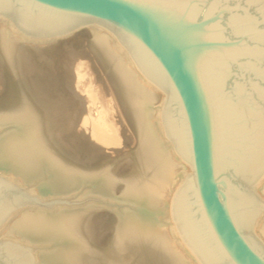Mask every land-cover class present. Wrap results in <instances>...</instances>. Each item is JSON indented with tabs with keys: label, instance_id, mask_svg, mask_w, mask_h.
I'll return each mask as SVG.
<instances>
[{
	"label": "water",
	"instance_id": "water-1",
	"mask_svg": "<svg viewBox=\"0 0 264 264\" xmlns=\"http://www.w3.org/2000/svg\"><path fill=\"white\" fill-rule=\"evenodd\" d=\"M36 36L97 23L159 86L163 126L193 169L173 218L201 264H264L253 190L264 175V0H0ZM79 28V27H78ZM0 174V225L16 208L53 206ZM0 264H36L0 239Z\"/></svg>",
	"mask_w": 264,
	"mask_h": 264
},
{
	"label": "bare ground",
	"instance_id": "bare-ground-1",
	"mask_svg": "<svg viewBox=\"0 0 264 264\" xmlns=\"http://www.w3.org/2000/svg\"><path fill=\"white\" fill-rule=\"evenodd\" d=\"M86 26L92 29L90 50L82 46L81 51L91 58L95 71L92 76L98 74L99 88L94 85V90L86 88L70 96V92L66 93L69 80L57 79L63 73L56 77L50 68L51 61L44 64L64 42L58 39L62 36H36L21 29L14 18L0 16V93L5 99L0 102V124L14 125L0 138V169L21 182L32 181L40 172L49 171L52 179L38 190L44 194L68 193L88 182L98 194L110 201L133 204L135 211L127 209L118 216V234L108 248L94 234L92 212L73 208L49 212L16 207L0 225V234L4 232L1 238H20L31 244L56 242L54 251L41 254L46 264H201L173 218L174 195L193 169L165 133L161 117L165 95L112 34L97 23ZM72 39L65 47L74 45ZM24 57L28 58L26 65ZM77 71L81 75L82 69ZM87 96L105 100L99 112L93 109L98 117L89 113L90 107L81 101H86ZM158 103L160 106L156 107ZM111 111L117 118L112 124L111 118L101 117ZM57 113L60 132L68 146L85 154V149L92 151L93 157L99 158L110 151L108 148L117 150L134 141L128 155L134 163L132 172L124 174L115 167L86 169L73 162L70 154L71 157L59 150V136L54 131ZM80 114L82 117L76 121ZM73 123L82 127L79 129ZM74 127L78 129L76 134L87 131L88 138L83 134L78 139L80 135H73L74 131L71 134ZM253 190L264 202V175ZM163 220L170 225L163 226ZM254 232L264 244V210L254 218Z\"/></svg>",
	"mask_w": 264,
	"mask_h": 264
},
{
	"label": "rangeland",
	"instance_id": "rangeland-1",
	"mask_svg": "<svg viewBox=\"0 0 264 264\" xmlns=\"http://www.w3.org/2000/svg\"><path fill=\"white\" fill-rule=\"evenodd\" d=\"M73 31L74 32H72L70 35H66V36H62V37L58 38L59 40L64 41V42L59 47H57L52 54H50L49 58L51 60H49V58L45 54L41 53V55H43V56L45 55L46 56V60L48 58V61H44L45 62L44 64H47V63H49V61H51L50 63L52 65L50 64V66H53V67H50V68L51 69L53 68L52 71H53V73L57 74V75L55 74L56 77H58L60 75V73L61 74L63 73L67 77V78L65 77L66 78L65 79L63 77L64 75L62 74L57 79L58 80H63V79L64 80H69V81L66 82L67 83L66 93L70 92L69 93L70 96H73V94L75 92L77 94H79V92L81 90H85L86 88H89L90 90H94V88H93L94 85H95L94 87L97 86V88H99V83L97 84L96 81H98V82L100 81L99 77L97 76L98 74H96V75L94 74V76H92L95 71L91 67V61H89V60H91V58L86 53H84L83 50L81 51V49L83 48L82 46H84L85 48L90 50V43H91V39H92V32H91L92 29H91V27L85 25V26H82L80 29L77 28V30H73ZM71 39L74 42V45H73L74 48H75V46H77V47H79V49L75 48L76 49L75 50V49H73V46H70L68 48L65 47L67 45V43L71 42ZM59 43H57V46H58ZM69 48H70V50H69ZM73 50H75V51H73ZM77 50H79V51H77ZM69 52H71V53H69ZM78 53L80 55H78ZM71 55H72V57H71ZM83 56H86V57H83ZM73 58H75V59L77 58V59L75 60ZM24 59L22 58V61L26 65V63L28 61L27 60L28 58L24 57ZM67 59H68V61H67ZM86 60H88V61H86ZM84 61H86V62H84ZM69 62H71L72 65ZM0 63H1V58H0ZM62 64H64V65H62ZM65 64L68 65L69 68ZM82 64H84V65H82ZM25 65H24V67L26 69ZM87 65H89V67ZM84 66H85V68H84ZM70 68H71V71L68 70ZM78 68L82 69L81 75L77 74L78 73V71H77ZM83 68L85 70H83ZM63 69H65L64 70L65 72H62ZM89 69L92 70V71H90ZM66 71L67 72L69 71V72L67 73ZM74 71H76V72H74ZM83 71H85L86 73H89L91 76L89 74H85V76L87 75L86 76L87 78H86L84 76L85 72H83ZM82 75H83V77H82ZM25 76H23L24 79H25ZM77 76H80V77H77ZM90 77L91 78L93 77V78L91 79ZM71 78H73V79H71ZM77 78H78L79 81L77 80ZM81 78H83V79H81ZM94 78H95V81H94ZM85 80H86V82H83ZM91 80H93V81H91ZM71 81H72V83H71ZM89 83H91V84H89ZM85 84H86V86H85ZM87 84H89V85H87ZM97 88H95V90H97ZM67 90H70V91H67ZM90 97L87 96V97H85L86 101H84V99H81V101L83 103L86 102V104L90 107L89 108L90 110H87L89 113H91L95 117H98L97 114L99 115L98 112H99V110H101L102 105L105 102V100L103 98H101V99L98 98L97 99L96 97L92 96L91 98H93L96 103L98 102V104H96ZM4 100L5 99L1 96V93H0V102H3ZM92 103L97 105V108L95 107L94 104L92 105ZM99 103L100 104L102 103L101 106L99 105ZM98 105H99V107H98ZM155 106L158 107V106H160V104L158 103ZM57 109H58V107H56V110ZM93 109L98 111V112L95 111V113H96V114L94 113L95 115L93 114V112H94ZM111 113H112V111L109 112L108 115H106L104 113L101 117L104 118L103 116H105L107 119L111 118L110 119L111 120L110 123L112 124L113 123L112 120H116L117 118H115L116 115H115L114 112L112 114ZM59 114L60 113H57V115H55V118H54L55 123H57L56 125L59 126L58 128L56 126L55 130H54L55 133L57 132L56 134H58V136H59V141H58L59 142L58 143L59 144V150L62 153H65L67 155L70 154L72 157L70 155L69 156L72 158L73 162L75 161L76 164L83 165L86 169L87 168L89 169L91 167H93V168L97 167L99 169H103V168H107V167H111V168L115 167V168H119V170H121L122 173L124 172V174H125V172L126 173H129V172L131 173L132 172V169H133L132 167H134V165H133L134 163L132 161V157L128 156V155L130 154V152L134 148V141L127 142L121 148H119L117 150H113L111 148H108V150L110 149V151L108 152L106 150L107 153L100 155L99 158L98 157H93L92 154H91L92 151L88 152V150L85 149V151H87V153H89V155L91 154L89 156L87 153L85 154V152L83 153L79 149H74L73 148L74 149L73 150L70 146H68L67 140L64 139L63 133L60 132L61 131L60 130V123L58 124V120L60 118ZM81 117L82 116L80 114L77 117H75L76 118L75 120L79 121ZM75 120H74V122H75ZM103 120H106V119H103ZM116 121L114 122L115 125L118 124ZM13 126L14 125L11 124V123L9 125H7V124L1 125L0 124V138H2L1 137L2 135H6L8 132H10L11 130H9V129H13ZM75 126L78 127L79 129L82 127L81 124L75 125ZM75 129H76L75 127H74V129H72V128L70 129V130H72L71 134L74 131L73 135H75V136L77 135L78 137L80 135L79 138L77 137L78 139H81L84 136H85L84 138L87 137V135H88L87 131L78 132V134H79L78 135V134H76ZM76 130H78V129H76ZM130 131L133 132V129L130 128ZM58 132H60V134ZM68 133L70 134V131H68ZM120 133H121V131H120ZM83 134H84V136H83ZM91 150H93V149H91ZM129 160H131V161H129ZM129 167H131V169ZM0 174L5 176V177H7V178H9V179H11L12 181H14V182H16L18 184H20L21 186L29 189L32 193H34L42 201H47V200H51V199H55V198L56 199H68L69 201H82V202H78V203L58 202V203H55L52 207L33 203V204L24 205L22 207V209L23 208H27V207H30V208L32 207V208H38V209H41V210L44 209L45 211H49V212H54V211L56 212L57 210H60L61 208H63V209L64 208H66V209H72L73 208V209H78V210L91 211L92 212V218H93V220L95 222L94 223L95 224L94 225V229H95L94 234L96 235L98 242H100L101 245H103L104 247H107V248L111 246L112 241L115 239V237L118 234V227H119V223H120V221L118 219V216L122 215L124 213V211H126L127 209H130L131 211H135L133 204H130V203L125 204L123 202L118 201L117 199H115L114 201H110L106 197L98 194L97 192H95L93 190L92 185L90 183H88V182H83L80 187L74 188V191L70 190V191H68V193L67 192H64V193H61V192L60 193H46V194L41 193L40 191H38L39 188L44 183H46V181H49L50 179H52L51 173L49 171H47V170H44L43 172H40L39 173L40 175L38 177L36 176V178H34L35 180L33 179L32 181H27V182H21V180L15 178V177H12L11 175L6 173L2 169H0ZM163 224H164L163 226L166 225L165 227H168L170 225V222L168 220H163ZM3 234H4V232H2L0 234V239H9V240L15 241L17 243H20V244L28 246L29 250L31 251V253L33 255L34 260L36 261V264H46L41 259V254H48V253L50 254L52 251L55 250V247L57 245L56 242H50V243L44 242V243L31 244L29 242H25L24 240H21L20 238H13V237L1 238ZM109 243H110V245H109ZM107 248H105V249H107Z\"/></svg>",
	"mask_w": 264,
	"mask_h": 264
}]
</instances>
